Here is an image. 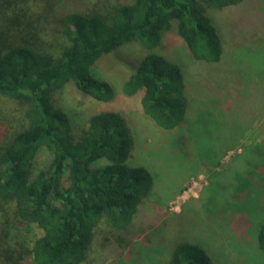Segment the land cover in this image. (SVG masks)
<instances>
[{
    "label": "trees",
    "instance_id": "obj_1",
    "mask_svg": "<svg viewBox=\"0 0 264 264\" xmlns=\"http://www.w3.org/2000/svg\"><path fill=\"white\" fill-rule=\"evenodd\" d=\"M245 2L0 0V96L16 101L21 110L9 128L0 116V264H84L101 224L120 244L126 242L123 234H137L134 216L141 199L154 194V177L146 167L129 162L131 141L122 115L94 112L83 125L61 103L66 87L72 82L96 100H112L114 88L99 76L97 61L138 47L145 54L124 82V93L141 90L145 114L162 129L179 134L170 140V147L179 149L176 157H198L201 144L211 141L199 140L200 132L193 131L203 125L212 130L205 116L210 106L188 93L194 87L187 71L191 62L175 52L168 57L162 49L164 37L176 31L189 61L217 64L226 52L216 14ZM262 144L244 145L246 155L238 157L243 168L234 175L233 187L225 184L226 194L219 195L225 208L239 212L242 228L244 220L250 224L264 193ZM203 147L201 164L209 171L218 168V148L207 152ZM42 152L49 158L37 165ZM220 174L213 173L208 189ZM208 192L214 227L222 228L226 209L218 211L216 191ZM262 213L256 240L264 256ZM194 214L202 215L188 210V225ZM159 229L162 235L164 226ZM33 230L37 233L30 241L20 237ZM194 233L172 245L167 260L153 258L150 263L215 264L210 247ZM152 248L148 246L146 257L157 255L158 248Z\"/></svg>",
    "mask_w": 264,
    "mask_h": 264
},
{
    "label": "rangeland",
    "instance_id": "obj_2",
    "mask_svg": "<svg viewBox=\"0 0 264 264\" xmlns=\"http://www.w3.org/2000/svg\"><path fill=\"white\" fill-rule=\"evenodd\" d=\"M216 17L225 34L226 54L221 62L195 64L189 61L185 45L174 30L165 35L162 48L168 57H173L175 52L184 61L191 62L187 63V71L192 75L194 87L189 86L188 93L198 102L200 99L208 101L210 106L205 116L212 130L203 125L193 131L200 132L199 140L211 141L201 144L198 157L195 153L183 160L176 157L179 149L170 147V140L179 134L162 129L145 114L141 90L133 95L124 93V82L145 54L138 47L117 50L97 61L99 76L114 88L112 100L99 101L80 91L74 83L67 85L61 103L79 123L85 125L88 116L99 111L111 110L122 115L131 141L129 162L146 167L154 177V194L141 199L134 216L133 228L140 233L133 237L123 234L126 242L120 244L113 239L112 230L101 224L89 252L91 256L84 264H151L149 259L153 261V258L164 262L172 245L195 230L198 240L210 247L215 264L264 263L256 240V226L264 211V193L259 208L250 217V224L244 220V228L241 223L240 226L237 224L241 222L237 219L239 212L225 208L219 199V195L226 194L225 184L233 187L234 175L239 172V167L243 168L238 160L246 155L244 145L257 141L264 145V0H247L239 8L219 11ZM19 115L21 110L17 102L0 96V116L7 119L3 126L15 125V117ZM202 147L207 152H216L218 148V168L209 171L201 164L199 159L204 158ZM48 158L46 153H40L37 165L45 163ZM215 172L221 173L218 182L208 189ZM255 182L262 184L258 179ZM214 190L215 208L227 210L223 215L226 224L222 221L223 226L219 229L214 227L215 211L209 213L211 207L207 208L208 191ZM191 209L202 215L194 214L193 224L188 225L185 217ZM202 222L207 223L208 228ZM160 225L165 228L162 235ZM33 231L20 237L30 241L37 233ZM107 237L110 239L105 240ZM148 246L157 247L159 250L152 248L157 255L146 257Z\"/></svg>",
    "mask_w": 264,
    "mask_h": 264
}]
</instances>
